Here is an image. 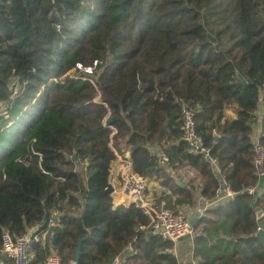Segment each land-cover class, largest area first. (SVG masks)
<instances>
[{"label": "trees", "instance_id": "trees-1", "mask_svg": "<svg viewBox=\"0 0 264 264\" xmlns=\"http://www.w3.org/2000/svg\"><path fill=\"white\" fill-rule=\"evenodd\" d=\"M94 62L86 79L64 75ZM263 84L264 0H0V248L2 232L36 228L30 264H70L78 242L75 264H179L147 215L105 191L128 154L169 192L157 209L212 200L223 181L233 193L194 218L196 264H264V193L246 192ZM180 101L218 174L182 140ZM262 132L264 150V118Z\"/></svg>", "mask_w": 264, "mask_h": 264}, {"label": "built area", "instance_id": "built-area-1", "mask_svg": "<svg viewBox=\"0 0 264 264\" xmlns=\"http://www.w3.org/2000/svg\"><path fill=\"white\" fill-rule=\"evenodd\" d=\"M180 110V130L182 140L194 154L201 155L207 161L214 174H218L216 159L210 155L209 148L204 145L202 138L197 134L195 127L196 111L190 108L184 101L179 102ZM254 123L250 134V140L254 151L253 167L255 170L256 181L253 186L246 188V192L251 195L260 196L264 193V150L260 143L262 132V120L264 118V84L259 87L256 109L254 111ZM157 161L160 165L168 163L166 156L157 150ZM119 162V187L113 189V193L121 196L123 206L134 205L150 218L147 228L151 234L157 235L165 240L176 242L184 236L192 237V227L184 211L177 213L166 208H155L147 197V178L142 177L134 172L128 155H117ZM168 171L173 173L172 169ZM185 176H192L193 172L186 170ZM222 186L217 191L212 200H203L201 197L197 200L195 217L199 218L206 209L214 207L225 202L233 193L221 182ZM263 185V188L260 186ZM113 196V195H112ZM259 212L258 217L264 216ZM39 240L38 229L33 228L22 237H13L8 232L1 234L0 264H30L29 247L31 241ZM130 249V247H129ZM122 259L117 257L113 264H122ZM44 264H61L60 258L55 253H50ZM70 264H75L71 261Z\"/></svg>", "mask_w": 264, "mask_h": 264}, {"label": "crops", "instance_id": "crops-1", "mask_svg": "<svg viewBox=\"0 0 264 264\" xmlns=\"http://www.w3.org/2000/svg\"><path fill=\"white\" fill-rule=\"evenodd\" d=\"M233 107L228 108L226 111V116L228 118H233V116L235 115V111H234ZM117 155H116V159L111 164V169H110V174H109V183L112 185L113 189H115V190H117V188L119 187V162H118ZM125 155H128V154H125ZM184 172L185 171H183V174H184ZM174 176H178V180L179 179L180 180H184V179L186 180L187 178L192 177L193 175L192 176H185V174H184L183 175L184 177H180V173H179L178 175L174 174ZM149 182H151L152 183L151 185H153L157 188V194H155L157 196V198H160L162 196L169 194L167 189L160 186L157 181L149 180ZM260 187L263 188V185H261ZM111 194L113 195V198L116 197V195H117V193H113V192ZM159 194H161V195H159ZM150 195H151V193H150ZM163 204H164V199H161L160 205H163ZM113 205L114 206H117V205L123 206L121 196H119V195L117 196L116 201H113ZM161 208H165V206L163 205ZM196 208H197V201L195 202L194 206H179L178 210L184 211L186 213L187 218L189 220H191V219L195 218ZM258 214H259V212L256 210V218H257L258 228L264 229V216L258 217ZM262 214H264V213H262ZM173 244H174L173 245V252H174V255L178 258L179 264H196V261L192 256V247H193L192 246V244H193L192 243V237H189V236L181 237L176 242H174Z\"/></svg>", "mask_w": 264, "mask_h": 264}, {"label": "rangeland", "instance_id": "rangeland-1", "mask_svg": "<svg viewBox=\"0 0 264 264\" xmlns=\"http://www.w3.org/2000/svg\"><path fill=\"white\" fill-rule=\"evenodd\" d=\"M95 63L96 62H94L92 65H87V66H84L81 63L77 64L75 66V68L66 72L64 75L68 74L70 77H74V78L81 77V78L86 79L89 77L87 74H90L93 72V66L95 65ZM79 73L81 74V76L79 75ZM10 85L15 91L18 89L17 82H12ZM0 106H2V103H0ZM1 109H2V107H0V112H1ZM151 184L152 183L149 182V180H148V182H147V188H148L147 189V197L152 202L153 206H157L156 203H157L158 198L155 195V194H157V188ZM150 193L152 196L150 195ZM159 195H161V194H159Z\"/></svg>", "mask_w": 264, "mask_h": 264}, {"label": "water", "instance_id": "water-1", "mask_svg": "<svg viewBox=\"0 0 264 264\" xmlns=\"http://www.w3.org/2000/svg\"><path fill=\"white\" fill-rule=\"evenodd\" d=\"M152 85H153V82L152 81H149V86H152ZM72 158L74 160L75 159V155H73ZM180 184L182 185V183H180ZM105 191L107 193H110V194L113 192V187H112V185L110 183H108ZM194 223H195V220L194 219L189 220V224H190L191 227H193ZM150 235H151V233H150ZM256 235L260 239V241L262 243V246L264 248V229L258 228V231H257ZM79 246H80V242H78L77 247H76L75 252H74V255L72 257V261L73 262H76L77 261L78 252H79Z\"/></svg>", "mask_w": 264, "mask_h": 264}]
</instances>
